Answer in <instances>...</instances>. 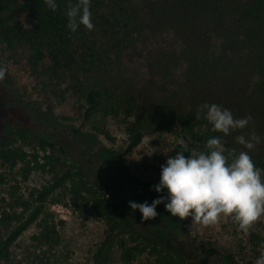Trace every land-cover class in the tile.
Segmentation results:
<instances>
[{
  "label": "trees",
  "instance_id": "1",
  "mask_svg": "<svg viewBox=\"0 0 264 264\" xmlns=\"http://www.w3.org/2000/svg\"><path fill=\"white\" fill-rule=\"evenodd\" d=\"M57 3L52 12L44 0H0V55L14 64L24 60L29 75L42 88L61 91V100L69 94L83 120L106 138H111L107 121L120 118L127 146L119 156L131 154L145 136L177 126L206 152V141L222 134L196 115L202 105L215 103L235 118L251 117L245 129L222 136L225 154L246 151L235 142L236 136H260L249 154L264 169V0H92L94 29L81 27L76 33L66 27L69 0ZM26 18L32 26L24 25ZM162 31H170L180 44L179 53L158 55L149 65L162 84L129 82L122 69L126 52L145 33ZM22 51L23 60L18 56ZM179 67L186 101L169 90ZM2 132L0 264H26L24 249L40 252L59 246L63 220L52 209L55 204L90 214L103 224V239L91 264H110L111 249L117 253V264H137L146 256L150 264L186 263L176 248L178 229L173 223L163 228L164 241L144 234L129 224L127 211L103 183L91 180L83 167L64 161L63 152L57 153L52 143L37 147L27 127L11 121ZM182 147L176 143L170 148L161 165ZM184 155H190L189 148ZM36 174L47 179L30 184ZM259 240L255 233L249 236L255 247ZM193 249L223 264H255L252 258L238 259L212 245L195 243ZM32 263L42 264V258Z\"/></svg>",
  "mask_w": 264,
  "mask_h": 264
},
{
  "label": "rangeland",
  "instance_id": "2",
  "mask_svg": "<svg viewBox=\"0 0 264 264\" xmlns=\"http://www.w3.org/2000/svg\"><path fill=\"white\" fill-rule=\"evenodd\" d=\"M23 23L26 27L32 26L30 18L24 19ZM179 51L180 44L170 31L147 32L126 52L122 68L124 75L136 85L150 82L161 85V79L150 72L151 61L158 55ZM23 52L18 55L22 60ZM23 62L14 64L7 55H0V67L7 70L4 81L0 83V137H3L2 129L6 122L11 121L27 127L29 138L37 147L41 142L52 143L57 153L63 152L64 161L83 167L91 180L103 183L105 190L127 211L129 224L144 234L164 241L163 228L168 229L173 223L178 229L176 248L187 259L183 264H223L215 256L196 252L193 249L195 243L212 245L224 253L236 255L238 259L252 258L256 261L264 253V218L247 231L240 230L231 217H222L216 225L205 226L190 218L181 221L172 217L161 204L157 206L155 219L143 221L138 210L130 209L129 202L151 203L158 195H166V192L157 194L153 190L159 182L157 167L161 165L164 154L183 138L190 145V155L195 156L203 152L199 143L187 137L177 126L174 131L145 136L131 154L119 156L127 146L125 125L120 118L107 121L110 139L95 132L92 124L83 120L82 112H77L73 106L74 99L69 94L66 93L61 100V91L56 90L55 94L51 86L42 88L40 81L29 75ZM182 72V67L175 70V81L169 90L180 101H186ZM26 148L30 149L29 146ZM46 179L45 174H36L29 183L40 184ZM52 209L58 219L63 220L60 225L61 243L40 252L24 249L22 254L26 264H34L32 259L35 258H42V264H91L92 254L103 239V224L90 214H82L62 204H55ZM252 233L259 236L257 247L249 241ZM108 256L110 264H117L114 249ZM137 264H150V259L140 257Z\"/></svg>",
  "mask_w": 264,
  "mask_h": 264
},
{
  "label": "clouds",
  "instance_id": "3",
  "mask_svg": "<svg viewBox=\"0 0 264 264\" xmlns=\"http://www.w3.org/2000/svg\"><path fill=\"white\" fill-rule=\"evenodd\" d=\"M46 7L55 12L57 0H44ZM92 0H75L66 7V27L76 33L81 27L87 31L94 29L91 12ZM7 70L0 67V83ZM205 119L211 130L228 136L232 132L245 129L250 116L235 118L233 113L218 104H204L196 115ZM222 136H213L206 141V152L185 156L190 147L181 138L183 147L174 155L168 156L161 165L159 182L153 190L160 194L151 203L129 202L132 211H139L143 221L157 217V206L163 204L165 210L181 221L190 218L205 226H214L222 217H231L242 231L249 230L254 223L264 218V169L258 168L249 154L261 137L238 135L235 142L245 150L225 155ZM230 161V162H229ZM264 264V253L255 261Z\"/></svg>",
  "mask_w": 264,
  "mask_h": 264
}]
</instances>
